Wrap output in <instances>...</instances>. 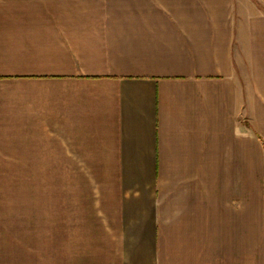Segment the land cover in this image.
<instances>
[{"label":"crops","instance_id":"obj_1","mask_svg":"<svg viewBox=\"0 0 264 264\" xmlns=\"http://www.w3.org/2000/svg\"><path fill=\"white\" fill-rule=\"evenodd\" d=\"M0 264H264V0H0Z\"/></svg>","mask_w":264,"mask_h":264},{"label":"rangeland","instance_id":"obj_2","mask_svg":"<svg viewBox=\"0 0 264 264\" xmlns=\"http://www.w3.org/2000/svg\"><path fill=\"white\" fill-rule=\"evenodd\" d=\"M40 171H41V172H43V171H45V172H46V170H39V172H40ZM53 171H54V170H53ZM55 171H58V170H55ZM45 179H46V178H45ZM24 192H25V191H24ZM24 192H23V194H25ZM22 196H23V195H22ZM40 196H43V195H42V194H40Z\"/></svg>","mask_w":264,"mask_h":264}]
</instances>
